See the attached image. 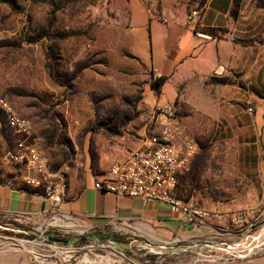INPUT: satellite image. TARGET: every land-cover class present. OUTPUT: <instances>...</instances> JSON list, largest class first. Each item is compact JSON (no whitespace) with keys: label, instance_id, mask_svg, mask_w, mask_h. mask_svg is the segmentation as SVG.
I'll use <instances>...</instances> for the list:
<instances>
[{"label":"rangeland","instance_id":"374dc122","mask_svg":"<svg viewBox=\"0 0 264 264\" xmlns=\"http://www.w3.org/2000/svg\"><path fill=\"white\" fill-rule=\"evenodd\" d=\"M12 1L15 9L0 4V97L29 122L32 136L53 170L68 171L76 164L79 166L87 154L94 163L97 142L111 138L106 128L126 133L128 123L140 117L137 109L145 86L157 79L151 78V73L130 51L127 0ZM148 1L152 5L153 0ZM176 1L186 6L189 16L198 12L202 0ZM155 6L158 8V3ZM43 33L47 37L28 43ZM58 35L65 39L59 40ZM47 48L57 49L55 77L49 75ZM80 62H88L90 66L76 72L75 65ZM217 84V79L208 77L180 86L174 106L182 113L183 129L196 144L187 173L193 175L202 160L197 158H205L199 180L193 182L194 197L201 193L199 197L205 194L207 199L228 205L231 201L248 200V189L258 181V176L252 162L253 148L237 146L230 134L221 140H211L214 124L207 121L210 117L202 121L203 130L193 129L202 119L200 108L214 104L213 93L206 98L204 87ZM142 118L143 122L149 121L148 117ZM13 145L12 133L0 113V179L23 187L24 172L6 157ZM226 219V225L213 228L212 235L200 237L199 243L173 244L180 251L168 255L169 249L146 246L145 250L136 243L122 251L100 234L79 236L48 231L39 235L33 230L40 226L37 222L0 216V248L25 251L29 259L44 264H79L85 256L101 260L98 264H114L110 258L124 260L122 264L128 263L126 259L138 264H264V226L253 224L254 228L249 230L248 225L239 223L241 227L235 229L230 226V219ZM45 236L73 241L78 250L69 263H66L69 252L56 254L39 244L50 243ZM256 237L259 239L255 240ZM233 245L238 246L237 252L244 251L243 255L256 247V254L237 258L242 254H232Z\"/></svg>","mask_w":264,"mask_h":264},{"label":"crops","instance_id":"0c3cea01","mask_svg":"<svg viewBox=\"0 0 264 264\" xmlns=\"http://www.w3.org/2000/svg\"><path fill=\"white\" fill-rule=\"evenodd\" d=\"M126 2L130 51L151 73V78H166L159 94L156 96L148 83L137 109L140 117L128 123L126 133L97 142L94 163L87 154L79 166L76 164L68 171L61 169L68 187L59 205L52 206L33 189L0 179V216L37 222L40 226L33 230L39 235L48 231L79 236L100 234L121 250L136 243L139 247L169 249L168 255L180 251L173 244L199 243L200 237L212 235L213 228L226 225V217L232 228L241 227L232 221L235 212H251L245 221L264 226V0H206L198 10L197 20H190L189 10L176 0H153L152 5L148 0ZM218 71L220 75L215 74ZM208 77L222 83L204 87L206 98L213 93L214 104L200 108L202 119L193 129L203 130L202 121L210 117L207 121L214 124L211 140H221L230 134L237 146L254 149L252 162L256 164L258 181L248 189V200L231 201L227 205L207 199L205 194L199 197L201 193L194 197L191 180L193 177L199 180L204 157L197 158L202 160L195 167L196 176H190L188 169L180 173L183 175L179 176L176 188V196L181 201L191 189L190 200L211 213L204 223H187L181 215L171 213L156 202L120 198L94 188V183L112 164L123 160L128 152L146 146L149 138L157 133L152 122L155 108L161 104L175 108L180 86ZM176 112L182 126V113ZM143 116L149 118L147 123L143 122ZM45 238L53 244L74 245L70 240ZM24 252L0 248V264H44L37 259L32 261ZM110 259L114 264L124 263V260Z\"/></svg>","mask_w":264,"mask_h":264},{"label":"built area","instance_id":"2783aa9c","mask_svg":"<svg viewBox=\"0 0 264 264\" xmlns=\"http://www.w3.org/2000/svg\"><path fill=\"white\" fill-rule=\"evenodd\" d=\"M198 18L197 11L189 15L190 20ZM248 111L252 112L251 109ZM0 113L5 117L6 126L14 138L13 150L7 152L6 157L24 172L23 185L38 191L52 206L59 205L66 196L68 187L65 173L52 169L41 146L32 136L29 122L18 116L10 103L2 97ZM176 113V109L168 104L155 108L152 122L157 127V133L149 138L146 146L128 152L123 160L112 164L94 183V188L120 198L156 202L166 206L171 213L181 215L187 223H204L211 213L194 201L184 202L176 196L177 176L187 171L196 152L194 140L184 135ZM247 216H251V212H235L232 214V221L245 223L252 230L254 225L245 221ZM258 239L259 237L255 238ZM39 244L52 249L56 254L69 252L66 263L70 262L73 253L78 250L75 245ZM237 247H230L232 254L244 252H237ZM141 249L147 248L141 246ZM256 249L250 248L245 255L235 257L253 256Z\"/></svg>","mask_w":264,"mask_h":264},{"label":"trees","instance_id":"16d2710c","mask_svg":"<svg viewBox=\"0 0 264 264\" xmlns=\"http://www.w3.org/2000/svg\"><path fill=\"white\" fill-rule=\"evenodd\" d=\"M206 0H202L199 4V8L202 7L204 4H205ZM0 4H6L8 5L11 9H15V6H14V3L12 0H0ZM52 24H50L49 26H51ZM47 37V34H41L40 36H38L37 38H34V39H30L28 40V43H37L38 41H40L41 39ZM59 40H64L65 37L61 36V35H58L57 36ZM55 48H47L46 50V61H47V67L49 69V75L52 77L54 76V66H55V62H56V56H57V49ZM90 66V63L88 62H80V63H77L75 65V71L76 72H81L83 71L84 69H87L88 67ZM55 77V76H54ZM166 81V78L164 77H159L157 79H155L151 84H150V87L151 89L156 93V94H159L160 92V89L161 87L163 86V84L165 83ZM219 83H222V80H218ZM106 130L110 131L109 132V135L111 136H115V135H119L117 132H114L113 130H111V128H106ZM191 164V162H190ZM53 169V168H52ZM56 170V169H54ZM60 170V169H58ZM197 174V173H196ZM196 174H194V176H196ZM183 174H179L177 176V184H178V178L179 176H181ZM196 181V178L193 177L192 180H191V184L193 186V182ZM24 188H27L25 186H23ZM36 191V190H35ZM38 192V191H36ZM39 193V192H38ZM193 196V193L191 192V189L188 190L187 194H186V197L183 199L184 202H188V201H191L190 198ZM182 200V199H181Z\"/></svg>","mask_w":264,"mask_h":264},{"label":"bare ground","instance_id":"6f19581e","mask_svg":"<svg viewBox=\"0 0 264 264\" xmlns=\"http://www.w3.org/2000/svg\"><path fill=\"white\" fill-rule=\"evenodd\" d=\"M104 260H105V258H104ZM101 262V260H91V259H89L88 257H84L81 261H80V263L79 264H98V263H100Z\"/></svg>","mask_w":264,"mask_h":264},{"label":"water","instance_id":"95a60500","mask_svg":"<svg viewBox=\"0 0 264 264\" xmlns=\"http://www.w3.org/2000/svg\"><path fill=\"white\" fill-rule=\"evenodd\" d=\"M215 74H216V75H220V74H221V72H219V71H218V72H215Z\"/></svg>","mask_w":264,"mask_h":264}]
</instances>
